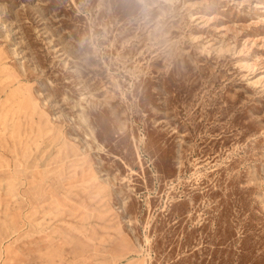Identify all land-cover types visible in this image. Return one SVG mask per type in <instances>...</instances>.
<instances>
[{
	"label": "rangeland",
	"instance_id": "obj_1",
	"mask_svg": "<svg viewBox=\"0 0 264 264\" xmlns=\"http://www.w3.org/2000/svg\"><path fill=\"white\" fill-rule=\"evenodd\" d=\"M0 264H264V0H0Z\"/></svg>",
	"mask_w": 264,
	"mask_h": 264
}]
</instances>
